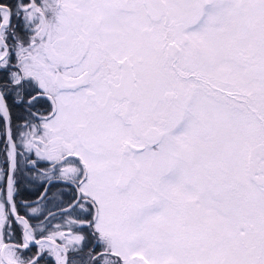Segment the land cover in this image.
Segmentation results:
<instances>
[{
	"label": "snow or ice",
	"instance_id": "1",
	"mask_svg": "<svg viewBox=\"0 0 264 264\" xmlns=\"http://www.w3.org/2000/svg\"><path fill=\"white\" fill-rule=\"evenodd\" d=\"M0 264H264V0H0Z\"/></svg>",
	"mask_w": 264,
	"mask_h": 264
},
{
	"label": "trees",
	"instance_id": "2",
	"mask_svg": "<svg viewBox=\"0 0 264 264\" xmlns=\"http://www.w3.org/2000/svg\"><path fill=\"white\" fill-rule=\"evenodd\" d=\"M22 195L28 196V197H34L35 196V191L34 190H29L27 188H22Z\"/></svg>",
	"mask_w": 264,
	"mask_h": 264
}]
</instances>
